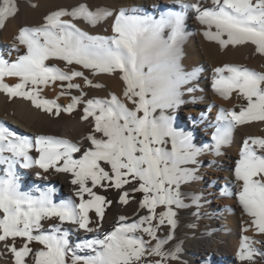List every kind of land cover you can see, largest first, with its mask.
<instances>
[{"label": "snow or ice", "instance_id": "6c2138e0", "mask_svg": "<svg viewBox=\"0 0 264 264\" xmlns=\"http://www.w3.org/2000/svg\"><path fill=\"white\" fill-rule=\"evenodd\" d=\"M175 2L195 11L197 20L206 26L203 35L208 40L218 42L222 48L251 44L264 55V0ZM142 11L121 8L115 16L112 35H89L63 17L82 18L95 25L112 15L109 9L91 11L85 4L70 11L61 8L47 15L40 26L20 27L16 39L26 47L25 54L12 63L0 57V91L10 98L28 99L48 113L73 111L84 94L73 96L71 103L61 106L56 100L40 98L38 86L58 80L69 81L67 89L80 88L71 82L74 77L93 84L83 71L66 72L47 65L50 58L80 65L93 75L119 71L126 85L123 96L133 105L129 107L115 94L87 100L81 119L93 118L94 131L82 138L90 144L79 158L73 155L81 152L79 143L44 134L31 139L0 122V165L5 166L0 176V243L4 251L12 254L14 264H145L146 254L163 259L178 257V247L165 252L163 246L174 236L178 211L191 206L185 202L182 186L197 179L194 165L207 146L197 148L191 134L174 128L171 118L164 115L179 103L180 86L187 79L180 64V45L185 35L183 13L162 14L157 21L151 15L137 14ZM17 12L15 0H0V28ZM165 27L171 29L167 38L162 35ZM12 47L19 52L16 44ZM214 71L215 91L224 98L235 91L246 101L239 112L221 109L220 123L213 134L214 151L219 154L236 125L264 122V72L235 64H225ZM5 76L19 77V82L10 86L4 82ZM33 149L39 154L34 161L30 155ZM239 156L234 168L236 181L242 182L238 201L253 218L258 232L264 233V137L246 138ZM21 160L24 168L34 162L45 173H71L79 203L72 198L54 201V189L22 191L15 168ZM131 184L136 185L131 193H142L139 209L146 211L145 215L138 212L131 222L120 216L111 231L69 245L63 227L66 222L86 233L99 232L105 206L113 203L95 188L122 189ZM131 193L123 191L117 202L127 204ZM198 199L193 195L192 204L198 206ZM92 211L95 221L90 216ZM48 220L55 222L44 230L43 222ZM165 225L170 232L161 239L157 231ZM249 239L241 238V261L251 260L256 251ZM152 240L156 241L154 246ZM33 242L42 247H32ZM77 250L87 251L81 255Z\"/></svg>", "mask_w": 264, "mask_h": 264}, {"label": "bare ground", "instance_id": "6f19581e", "mask_svg": "<svg viewBox=\"0 0 264 264\" xmlns=\"http://www.w3.org/2000/svg\"><path fill=\"white\" fill-rule=\"evenodd\" d=\"M196 2L197 0H184L187 4ZM15 3L18 7L17 14L8 18L5 26L0 28V57L9 63L26 53V47L19 44L16 39L20 27L40 26L47 15L61 8L70 11L73 7L85 4L91 11H96L98 8L109 9L112 15L103 18L95 25L82 18L63 17L71 20L89 35H112V25L121 8L143 9L137 14L151 15L157 21L162 14L183 13L185 35L180 45V64L187 79L180 86L179 103L167 109L164 115L171 118L174 128L190 133L192 143L197 148L204 149L205 146L207 148L197 157V163L194 165L197 169V179L182 186V191L186 194L185 202L191 206L178 211V226L174 236L167 240L163 248L170 251L178 247V256L184 261L183 264H264V255H261L264 253V233L258 232L252 223L253 218L239 203L237 193L242 182L236 181L234 177V168L240 158L243 141L248 137H264V122L252 121L244 125H236L232 129L229 142L221 146L219 154H216L213 134L220 123L218 117L221 109L239 112L246 101L239 98L235 91L230 97L224 98L212 87L217 75L214 71L216 67L235 64L264 72V55L256 52L251 44L229 45L222 48L218 42L208 40L203 35L206 26L201 25L197 20L195 11L183 8L175 0H15ZM170 31V27H165L162 33L164 38L170 35ZM13 44L17 45L19 52L13 49ZM45 63L49 66L55 65L66 72L73 69L83 71L93 84H86L83 77H74L71 82L79 84L80 88L67 89L69 81L58 80L38 86L40 98L56 100L61 106H67L73 96H80L83 92L81 102L73 111H61L59 115L35 107L28 99L10 98L6 92L0 91V122L18 135L28 136L31 139L36 135L44 134L79 143L82 145L81 152L73 154L74 158H79L84 148L90 144L82 138L94 131L93 118L81 119L85 102L93 98H110L115 94L129 107H133L132 103L123 96L126 85L119 71L93 75L90 70L83 69L80 65H67L58 58H50ZM4 82L13 86L19 82V77L5 76ZM96 84L101 87H95ZM53 111L55 112V109ZM159 114L157 111L156 115ZM30 155L33 161L39 156L34 149L30 151ZM22 164L21 160L15 166L22 191L54 189L52 193L54 201L72 198L79 203V198L75 196L77 186L71 183L73 179L71 173H58L55 170L45 173L34 162L27 168L22 167ZM4 167L0 165V176L4 175ZM133 187L136 185H125L122 189L99 186L95 188L94 191L113 203L105 206V216L99 232L86 233L66 222L63 227L68 233L69 245L74 246L85 238L102 236L111 231L117 225L120 216L128 217V222H131L138 212L139 215H145L146 211L139 209L142 195L138 191L131 193ZM123 191L131 193L127 204L117 202ZM33 194L38 193L33 192ZM193 195L199 198L198 206L192 204ZM85 198H88L87 194ZM158 210L162 211L163 208ZM90 216L93 221L96 220L94 211L90 212ZM54 222L44 221V230H48ZM91 226L96 227L95 223ZM169 232L170 229L165 225L158 229L157 235L162 239L168 236ZM139 234L143 235L145 240L149 239L146 234ZM243 236L250 238L248 243L256 250L251 260L241 261L238 258ZM19 242L20 238H17V243ZM155 243V240L151 241L152 246ZM32 247L42 246L33 242ZM86 251L77 250V254L83 255ZM0 264H14L12 254L4 251L2 243H0Z\"/></svg>", "mask_w": 264, "mask_h": 264}, {"label": "rangeland", "instance_id": "374dc122", "mask_svg": "<svg viewBox=\"0 0 264 264\" xmlns=\"http://www.w3.org/2000/svg\"><path fill=\"white\" fill-rule=\"evenodd\" d=\"M140 195H142L141 192H139ZM161 211V210H158ZM165 252H168L163 248ZM145 264H156L157 261H161V264H183L184 261L178 256L177 258H168L163 259L161 256L158 255H147L144 258Z\"/></svg>", "mask_w": 264, "mask_h": 264}]
</instances>
